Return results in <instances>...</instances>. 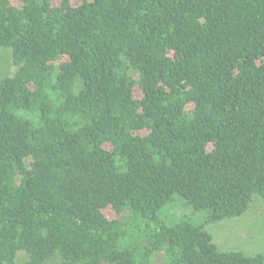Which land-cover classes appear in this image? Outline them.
Masks as SVG:
<instances>
[{
	"label": "trees",
	"instance_id": "16d2710c",
	"mask_svg": "<svg viewBox=\"0 0 264 264\" xmlns=\"http://www.w3.org/2000/svg\"><path fill=\"white\" fill-rule=\"evenodd\" d=\"M0 50V264H264L208 231L264 210V0H0Z\"/></svg>",
	"mask_w": 264,
	"mask_h": 264
},
{
	"label": "rangeland",
	"instance_id": "374dc122",
	"mask_svg": "<svg viewBox=\"0 0 264 264\" xmlns=\"http://www.w3.org/2000/svg\"><path fill=\"white\" fill-rule=\"evenodd\" d=\"M12 73L8 52L0 50V79ZM205 216V211L194 210L178 196H174L173 200L158 213L159 219L167 226L183 221L198 226L204 221ZM208 231L221 250L242 252L245 255L259 254L264 257V210L258 199L253 201L241 217L209 226ZM24 262L25 258L20 256L18 264Z\"/></svg>",
	"mask_w": 264,
	"mask_h": 264
}]
</instances>
